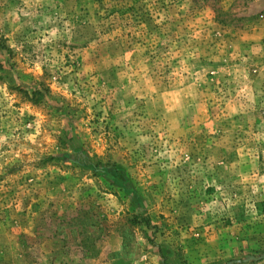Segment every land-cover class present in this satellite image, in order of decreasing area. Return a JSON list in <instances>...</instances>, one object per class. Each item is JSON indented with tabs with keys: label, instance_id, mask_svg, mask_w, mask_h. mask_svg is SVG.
Segmentation results:
<instances>
[{
	"label": "rangeland",
	"instance_id": "obj_1",
	"mask_svg": "<svg viewBox=\"0 0 264 264\" xmlns=\"http://www.w3.org/2000/svg\"><path fill=\"white\" fill-rule=\"evenodd\" d=\"M0 264H264V0H0Z\"/></svg>",
	"mask_w": 264,
	"mask_h": 264
},
{
	"label": "trees",
	"instance_id": "obj_2",
	"mask_svg": "<svg viewBox=\"0 0 264 264\" xmlns=\"http://www.w3.org/2000/svg\"><path fill=\"white\" fill-rule=\"evenodd\" d=\"M97 168H98V167H97ZM101 170H103V171H101V172H107L105 168H102Z\"/></svg>",
	"mask_w": 264,
	"mask_h": 264
}]
</instances>
